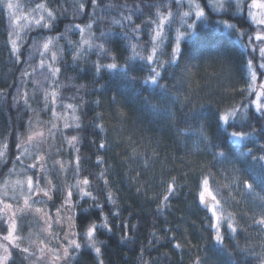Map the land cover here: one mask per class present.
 Here are the masks:
<instances>
[{"label":"snow or ice","instance_id":"6c2138e0","mask_svg":"<svg viewBox=\"0 0 264 264\" xmlns=\"http://www.w3.org/2000/svg\"><path fill=\"white\" fill-rule=\"evenodd\" d=\"M101 3L103 0H74L75 15L87 17L88 23L70 22L60 32V18L67 14L63 6L52 8L47 0H40L31 9L34 15H17L18 4L0 0V13L6 9L10 21L5 46L19 72L11 85L6 79L0 81L6 85L0 87L5 107L19 113L15 123L9 119L7 130L0 129V264H105L104 255L117 229V247L135 250L137 226L128 221L114 223L121 212L112 191V166L101 155L93 164L90 156L83 154L80 117L76 115L81 105L62 103L60 89L65 85L60 79L68 71L64 56L69 51L73 70L95 55L96 59L90 61L95 76L103 79L107 73L131 86L139 83L148 93L142 96L145 107L161 117L170 131L175 130L177 151L183 149L184 154L178 157V175L162 170V177L167 176L159 181L165 187L163 195L148 196L151 183L144 172L136 171L129 178L138 196L159 201L157 213L168 209L173 197L191 182L189 191L194 192V201L206 213L207 228L201 236L205 243L194 245L172 229L165 231L167 243L174 250L195 248L196 255L189 258V264H218L210 251L229 257V264H252L249 258H254L255 264H264V0H153L143 10L137 5L128 14L122 13L121 19H112L120 32L109 29L97 36L93 27L103 19L96 16ZM113 7L111 3L105 5V9ZM140 16L144 19L135 23ZM21 20L32 35L21 36L17 23ZM76 31L80 38L74 41L68 34L75 35ZM225 37L230 43H225ZM61 40L66 41L64 46L59 45ZM54 47L57 51L52 50ZM37 53L39 62L34 64ZM37 69L43 80L32 79ZM93 84L102 87L95 79ZM41 94L42 107L33 108L32 101ZM154 97L159 99L154 102ZM112 101L118 103L117 96ZM95 103L99 106L101 101ZM58 104L65 109L63 116ZM68 109L73 113L71 123L66 118ZM49 111L50 118L42 120L41 114ZM119 117L127 119L122 110ZM94 121H98L94 128L99 129L96 135L100 143L95 145L93 140L90 147L95 146L96 152L107 151L110 146L104 114L97 113ZM66 130H75L76 134L68 135ZM58 136L61 143L55 148L56 155L71 150L73 159H54L49 169V150L53 147L49 141H56ZM117 136L115 146L119 148L125 138L119 133ZM126 141L125 149L117 153L122 164L143 158V167L148 169L149 160L160 158L156 147L151 157L139 151L141 142L132 134ZM199 155L206 163L193 169L192 160L186 157ZM25 158L32 162L25 165ZM85 160L88 166L82 167ZM224 164L229 167L223 169L228 175L222 182L217 179L222 173L214 169ZM93 168L101 170L93 172ZM69 171L75 183H57L53 173ZM38 204L45 207H36ZM109 204L113 207L106 211ZM50 206H55L54 213ZM25 221L27 244L22 235ZM36 224L39 229L33 233ZM252 230L260 239V252L253 247ZM241 233L249 234L243 246L237 239ZM151 236L149 245L155 247L161 238L155 230ZM226 239L232 243H226ZM129 244L133 247L128 248ZM137 260L139 264H156L143 245Z\"/></svg>","mask_w":264,"mask_h":264},{"label":"trees","instance_id":"16d2710c","mask_svg":"<svg viewBox=\"0 0 264 264\" xmlns=\"http://www.w3.org/2000/svg\"><path fill=\"white\" fill-rule=\"evenodd\" d=\"M21 7L26 5L35 6V3H39L40 0H19ZM7 2V0H6ZM153 2V0H103L100 5L101 11L97 9L96 16L103 17L102 20H98L94 24L93 31L99 36L100 31H107L111 29L113 33H118L121 31L119 25H113L112 19H121V14H128L129 9H135L137 5H140L143 10L146 8L147 4ZM47 3L52 8H63L67 9L66 16H61L59 31L63 32L65 25L76 23H88L87 17H79L75 15L74 0H47ZM111 3L116 7L105 9V5ZM124 4L128 5V8L120 7ZM92 9L89 6V12ZM154 11V9H153ZM135 19V17H134ZM144 19V16H140L139 19H135V23H140ZM18 23V21H17ZM9 17L8 11L5 9L0 13V81L7 80V85H11L14 79L19 76V72L16 70L17 66H14L9 58V49L5 46L8 40V30H9ZM19 24V23H18ZM19 31V29H18ZM21 36H30L32 33L26 32L24 27L20 32ZM56 33H53L55 35ZM69 38L76 41L78 40V31L75 35L71 32L68 34ZM115 38V37H114ZM225 43H230L227 38H224ZM66 41H59L60 46H64ZM53 51H57V48H53ZM64 59L68 63V71L61 77L60 83L64 84L65 87L61 88L62 93V103H73L80 104L81 107L77 109L76 115L80 117L81 128L79 130V135L81 136V150L83 154L88 157L90 156L91 163H95L96 156L101 155L105 158L108 165L112 166L113 174L111 176L113 188L112 191L115 193L117 198V205L121 212L120 217L116 218L114 223L119 225L122 221H128L133 225L137 226L138 231L136 232V246L135 250L129 251L128 249H119L117 247V241L119 239L120 232L117 229V235L112 238L111 243H109L106 254L104 255L105 264H139L137 257L139 255V247L143 245L147 248L151 257L155 259L156 264H189V258L196 255L195 248L185 247L183 251L174 250L170 244L164 239L165 231L172 229L176 232L178 237H187L191 240L192 244H204L205 241L201 239V236L205 234L207 228L206 223V213L205 210L198 207V202L194 201V192H190L191 182L188 181V187H184L180 192L178 197H173L171 201V206L166 209L163 213H157L158 200H148L143 196H138L135 187L130 183V176H135L136 171H142L145 173V178L149 179L151 183V188L148 190V196L163 195L165 187L159 183L163 179H167V176L161 175L162 170H171L173 175H178L180 171V161L179 156L184 154L183 149L177 151V141L174 136L175 130H169L168 125L164 122L161 117L154 116L144 105L142 96L147 95L143 89H140L139 83L135 86L128 85L117 78L110 76L105 73L103 79L95 76L94 69L91 66L90 61L96 59L95 55H91L88 63L81 62L79 68L73 70L72 65V53L67 52ZM39 62V55L37 53L36 59L33 61L34 64ZM31 71V69H29ZM73 79L69 80L68 78ZM32 79L43 80L44 77L41 75L39 69L34 74ZM99 82L98 87L93 84V80ZM199 79V77H197ZM80 85L85 87L80 88ZM0 87H6V85L0 84ZM79 89V91H77ZM140 89V91H137ZM29 95H32V86H28ZM11 92L15 93V88L10 89ZM207 91V89H205ZM117 96L118 103H113L112 97ZM159 97H154V102L158 100ZM239 99V97H237ZM8 102H11V96L7 97ZM40 100V103H37ZM100 100L101 104L98 106L95 101ZM32 107L38 108L42 107V94L37 99L32 101ZM58 112L60 114L65 113L61 104L57 106ZM124 111L126 113L127 119L121 120L119 117V111ZM23 111V106L21 102V112ZM187 111V109H185ZM69 123L72 122L71 117L73 115L71 109L66 110ZM97 113L104 114V126L106 132V140L109 144V150H101L96 152V147L91 146L92 141H95V145L100 143V137L96 135L99 129L94 128V117ZM19 113L16 109L8 110L5 107L4 98L0 97V129H6L11 118L12 122L15 123L18 119ZM28 116H24V120L27 121ZM115 129V131H114ZM68 135L76 134V131L66 130ZM120 134L121 138L124 139V143H121L120 147L115 146V142L118 139L117 134ZM132 134L133 138L141 142V148L139 151H144L147 157L152 156V149L157 148L160 158L156 159L154 162L149 160L150 167L144 169V160L141 158L135 163L129 162L127 164L121 163V157L117 153L122 152L125 149V144L127 143L126 137ZM102 136L105 133L101 134ZM195 137H193V140ZM157 142L159 146L157 147ZM65 147H67L65 145ZM71 150L65 151L66 156L73 158L69 155ZM176 157L175 162L173 158ZM192 160V167L196 169L201 162H205L203 155L195 157H186V160ZM207 159H211L210 154ZM89 161L85 160L82 167H87ZM26 165V164H25ZM11 167V165H9ZM19 167V165L17 166ZM229 165H216L214 171H219L222 174L217 176L218 180L224 181V177L228 173L223 172V169L228 168ZM93 172H99L100 168L90 169ZM187 170V169H184ZM7 172V169L4 170ZM71 179V172L66 173ZM86 174V173H85ZM13 176L12 179H16ZM181 184L185 181L181 180ZM103 184V181H100ZM0 185H2V180H0ZM239 198V197H238ZM86 206V205H83ZM113 206L109 204L106 207L112 208ZM131 213V215H129ZM243 222V221H242ZM156 231L159 235L160 242L155 244V247L149 245V241L153 239L151 233ZM171 235V233H169ZM248 233H241L237 239L243 246L245 243V238L248 237ZM251 237L253 240V247L256 252H260L259 247L260 239L257 233L252 230ZM100 239H107L104 236L99 237ZM226 243L231 244L230 239H226ZM163 245V246H162ZM131 244L128 248H132ZM210 255L213 256L218 264H229V257L219 252H211ZM183 257V259H181ZM147 258V256H146ZM252 264H255L254 258H249Z\"/></svg>","mask_w":264,"mask_h":264},{"label":"rangeland","instance_id":"374dc122","mask_svg":"<svg viewBox=\"0 0 264 264\" xmlns=\"http://www.w3.org/2000/svg\"><path fill=\"white\" fill-rule=\"evenodd\" d=\"M12 2H13L14 4H18V5H20V1H19V0H12ZM34 7H35V6L29 5V4L26 5V6H23V7L19 6V9H20V10H19V12H17V15H21V14H30V15H34V14H31V9L34 8ZM18 23H19V25H20L19 32H21V31H22V27H23L24 23H26V22L23 21V20H21V21H18ZM79 38H80V34H79V32H78V40H79ZM49 55H50V53H49ZM64 114H65V113H63V114H61V115L63 116ZM50 116H51V112L49 111L46 115H45V114H41V119H42V120H48V119L50 118ZM49 126H50V125H49ZM61 126H62V123H61ZM49 143L53 145V147L49 150L50 153H51V155H50L49 158H48V167H49V169H52V168H53L52 161H53L54 159H62V160L65 161V162L70 161V160L73 159V158L70 159V157L66 156V152H65V151L63 152L62 156H57V155H56L55 148L58 147V146L60 145V143H61V138H60L59 136H58V138L56 139V141H51V140H50ZM31 162H32V161H31L30 159L25 158V161H24L25 164H28V163H31ZM29 174H31V173H29ZM53 174L56 175L57 183H75L74 180H70V179H69V177H68L67 174H61V175H57L56 173H53ZM65 175L68 177L67 180H65ZM21 178H22V177H21ZM9 194L11 195V192H10ZM36 207H45V205L38 204V205H36ZM52 209H55V206H52ZM28 219L31 220L32 218L29 217ZM27 223H28V222L25 221V228H24V231H23V233H22V235H24L25 238H26V239L24 240V243H25V244L28 243V239H27V237H28V235H29L28 227H27ZM38 229H39V225H38V224L32 226V232H33V233H36V232L38 231ZM32 238L35 239V238H36L35 235H33Z\"/></svg>","mask_w":264,"mask_h":264},{"label":"flooded vegetation","instance_id":"af4514ba","mask_svg":"<svg viewBox=\"0 0 264 264\" xmlns=\"http://www.w3.org/2000/svg\"><path fill=\"white\" fill-rule=\"evenodd\" d=\"M51 207V211L54 213L55 212V209H52V206H50Z\"/></svg>","mask_w":264,"mask_h":264}]
</instances>
